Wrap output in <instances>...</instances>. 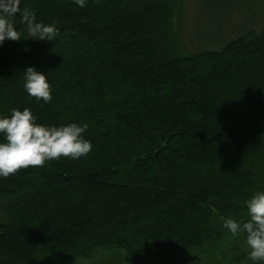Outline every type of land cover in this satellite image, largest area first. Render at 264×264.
I'll use <instances>...</instances> for the list:
<instances>
[{
	"label": "trees",
	"instance_id": "obj_1",
	"mask_svg": "<svg viewBox=\"0 0 264 264\" xmlns=\"http://www.w3.org/2000/svg\"><path fill=\"white\" fill-rule=\"evenodd\" d=\"M183 5L20 0L59 36L0 46V115L28 107L37 123H87L93 147L0 179V264L103 249L125 264H177L225 239L221 217L245 218L243 202L264 189V20L185 54ZM29 66L46 73L50 103L24 91Z\"/></svg>",
	"mask_w": 264,
	"mask_h": 264
},
{
	"label": "clouds",
	"instance_id": "obj_2",
	"mask_svg": "<svg viewBox=\"0 0 264 264\" xmlns=\"http://www.w3.org/2000/svg\"><path fill=\"white\" fill-rule=\"evenodd\" d=\"M85 8L88 0H72ZM20 0H0V46L6 40L20 41L23 32L29 40L56 41L59 29L55 23L37 21L36 13L19 7ZM19 15L23 29H18L14 18ZM27 50V49H26ZM23 89L36 103L52 101V88L44 71L35 67L23 70ZM39 118L28 107L10 109V115H0V179L15 176L22 169L43 167L48 161L70 158L78 160L92 151V142L84 133L87 123H37ZM244 217H221L223 227L233 238H244L248 249V264H264V189L245 199Z\"/></svg>",
	"mask_w": 264,
	"mask_h": 264
},
{
	"label": "rangeland",
	"instance_id": "obj_3",
	"mask_svg": "<svg viewBox=\"0 0 264 264\" xmlns=\"http://www.w3.org/2000/svg\"><path fill=\"white\" fill-rule=\"evenodd\" d=\"M183 4L180 18H175L174 23L182 35L185 54L205 49L220 39L232 40L264 20V0H183ZM247 252L242 238L228 234L215 249L186 255L177 264H234ZM123 258L120 250L103 249L89 259L64 264H125ZM239 260L245 263V259Z\"/></svg>",
	"mask_w": 264,
	"mask_h": 264
}]
</instances>
